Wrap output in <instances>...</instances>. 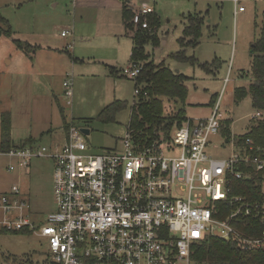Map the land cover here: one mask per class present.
Returning <instances> with one entry per match:
<instances>
[{
    "label": "rangeland",
    "instance_id": "obj_1",
    "mask_svg": "<svg viewBox=\"0 0 264 264\" xmlns=\"http://www.w3.org/2000/svg\"><path fill=\"white\" fill-rule=\"evenodd\" d=\"M129 1L134 10L143 5L154 7L161 19L157 33L160 44L146 47L150 59L156 64L165 61L172 70L191 78L186 83V117L196 121L211 115L220 99V110L232 121V134H246L257 111L250 97L237 102L236 90L251 82L247 75L252 62L251 46L261 34L264 0ZM73 2L0 0V34L8 29L1 19L13 31L11 37L0 35V122L2 113L9 111L16 143L31 137L50 147L60 145L65 119L90 131L87 139L94 152L120 151L129 131L135 82L127 78L114 81L107 76V66L128 67L133 40L124 35L122 11L117 8L120 0L110 1L115 6H108V0H85L86 6L76 8ZM241 7L244 11H240ZM195 13L205 16L206 24L199 46L189 54L200 64L219 59L221 66L210 73L201 66L171 58L181 49L185 17ZM63 32L69 35L64 38ZM14 40L35 49L26 53ZM72 58L82 62L75 63ZM69 80L73 83L72 99L65 95L64 82ZM117 99L127 101L129 107L116 116L114 123H85L84 120L96 119L104 107ZM165 101L166 115H177L181 104ZM210 142L207 153L215 159H226L234 151L221 134L211 136ZM9 162L0 157V194L19 187L30 206V217L42 220L44 225L46 216L56 210L52 161L36 159L28 173L8 172ZM47 253V241L35 232L0 235V264H19L29 256L43 264Z\"/></svg>",
    "mask_w": 264,
    "mask_h": 264
},
{
    "label": "built area",
    "instance_id": "obj_2",
    "mask_svg": "<svg viewBox=\"0 0 264 264\" xmlns=\"http://www.w3.org/2000/svg\"><path fill=\"white\" fill-rule=\"evenodd\" d=\"M154 13L152 6H137L134 25L149 29L146 18ZM141 70L131 63L121 75L136 82ZM72 86L71 80L64 82L68 99ZM220 106L219 99L209 117L185 122L163 145L140 148L128 134L120 151L97 153L84 128L71 122L61 146L0 151L10 160L11 173L30 172L36 159L51 160L56 204L41 225L30 217L19 187L0 194V229H28L44 238L43 264H191L193 247L209 237L264 249V231L250 235L238 227L246 219L264 222V191L259 201L229 199L233 179H251L252 169L264 174V147L247 139L243 148L234 144L226 159L210 156V138L220 134L225 119ZM262 116L257 112L253 119ZM227 201L231 214L215 218V204Z\"/></svg>",
    "mask_w": 264,
    "mask_h": 264
},
{
    "label": "trees",
    "instance_id": "obj_3",
    "mask_svg": "<svg viewBox=\"0 0 264 264\" xmlns=\"http://www.w3.org/2000/svg\"><path fill=\"white\" fill-rule=\"evenodd\" d=\"M123 2L122 20L125 26L126 35L133 40L131 63L141 66V73L135 82V90L139 89V95H135V100L131 106V120L128 134L131 136L133 144L144 148L152 145H163L171 140L173 131L183 127L190 119L186 117V102L189 89L186 83L191 79L181 72L172 70L164 61L156 64L147 53L148 45L158 46L160 39L157 35L160 28L161 19L154 13L147 16L149 29L137 28L133 23L135 10L129 0ZM7 25V30L2 34L8 37L13 35L11 26ZM206 24V17L201 14H189L185 17V28L183 37L179 40L180 50L173 54L171 58L178 63L189 64L191 66H201L203 70L210 73L213 69L221 66V61L215 59L211 64H200L194 55H190V50H195L202 38V27ZM1 32V31H0ZM17 47L29 53L35 49L32 45L25 44L19 40H14ZM251 68L247 74L251 78L248 87H240L236 90V101L241 102L250 97L253 107L257 112H262L260 119H252V124L246 134L234 136L231 132L232 121L226 118L222 121L220 134L226 141H235L238 148L245 147L247 139H251L255 147H264V21L261 34L251 46ZM119 75V70L113 71ZM175 101L181 104L177 115H166V101ZM129 107L127 101L114 100L104 107L96 119L84 120L89 124L93 121L101 123H114L116 116ZM62 112V110H61ZM63 113V112H62ZM1 140L0 151L7 152L12 148H22L39 144L33 138H28L16 143L12 139V115L9 111L1 115ZM70 123L64 119V128L68 135ZM251 171V170H250ZM251 179H233L229 199L233 197H244L251 201H259L263 197L264 174L256 173L252 169ZM215 218L225 219L231 214L229 201L217 202L215 204ZM246 225L239 224L238 227L245 233L257 235L264 231V222L255 219H246ZM9 232L0 229V235ZM31 232V233H30ZM33 231L24 229L15 234L30 235ZM15 258V257H13ZM192 261L194 264H264V249L242 248L235 241H227L209 237L201 243L196 244L192 250ZM16 259V258H15ZM13 260V259H12ZM19 264H38L34 256H29L26 260H21Z\"/></svg>",
    "mask_w": 264,
    "mask_h": 264
},
{
    "label": "crops",
    "instance_id": "obj_4",
    "mask_svg": "<svg viewBox=\"0 0 264 264\" xmlns=\"http://www.w3.org/2000/svg\"><path fill=\"white\" fill-rule=\"evenodd\" d=\"M109 1V5L108 6H115L114 5V3L113 2H110V1H112V0H108ZM119 1V0H118ZM85 2V0H74V7L76 8V7H78L79 5H80V7H83V6H86L87 4L86 3H84ZM121 2V3H120ZM120 2H118V5H117V8H119L121 11H122V9H123V2L120 0ZM123 21V20H122ZM124 25V24H123ZM124 29H125V26H124ZM69 35V34H68ZM124 35L125 36H127V37H130V36H128V35H126V31H125V33H124ZM63 37V36H62ZM65 37H67V36H65ZM64 37V38H65ZM131 38V37H130ZM132 39V38H131ZM36 48L38 49V47L36 46ZM132 49H133V45H132ZM131 54H132V50H131ZM73 59V61L75 62V63H79V62H82V61H80L79 59L77 60V58H72ZM130 62H131V60H130ZM107 69H108V77H110L111 79H113L114 81H116L117 79H124L125 77L124 76H122L121 75V71L123 70V67L122 68H117V67H110V66H107ZM115 70H119V75H115L114 73H113V71H115ZM178 71V70H177ZM126 79V78H125ZM191 80V79H190ZM213 103L215 102L214 100L212 101ZM212 108V107H211ZM210 116V114L207 116V117H209ZM207 117H204V118H207ZM225 117H226V115H225ZM226 118H228V117H226ZM230 119V118H229ZM66 138H67V135H66V131H65V128H64V123H63V136H62V138L60 139V141H59V143L58 144H60V145H63L64 143H65V141H66ZM228 144H231V147L233 148V150H234V141L232 140L231 142L230 141H226Z\"/></svg>",
    "mask_w": 264,
    "mask_h": 264
},
{
    "label": "water",
    "instance_id": "obj_5",
    "mask_svg": "<svg viewBox=\"0 0 264 264\" xmlns=\"http://www.w3.org/2000/svg\"><path fill=\"white\" fill-rule=\"evenodd\" d=\"M176 72H179V71H176ZM83 132L86 134V135H89L90 131L88 129H84Z\"/></svg>",
    "mask_w": 264,
    "mask_h": 264
}]
</instances>
